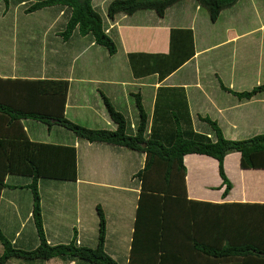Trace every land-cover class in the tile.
I'll use <instances>...</instances> for the list:
<instances>
[{"label":"crops","instance_id":"crops-1","mask_svg":"<svg viewBox=\"0 0 264 264\" xmlns=\"http://www.w3.org/2000/svg\"><path fill=\"white\" fill-rule=\"evenodd\" d=\"M110 2L94 0L93 4L104 13L105 30L117 44L115 54L97 44L92 36L81 35L77 30L65 40L61 32L71 15V10L65 6L31 12L43 11L44 14L39 20L31 19L33 27L24 20L18 31L19 40L13 27L21 17L31 13L25 12V4L19 0H10L8 6L0 0V76L69 80L66 116L90 128H117L105 105L103 95H106L135 132L139 111L134 94H141L146 111V104L151 106L152 111L148 112L151 117L158 87L165 85L185 88L193 126L199 132L214 137L210 125L201 119V116H209L218 122L229 139L264 133V91L252 98H241L229 90L246 91L264 83V0H238L224 9L216 21L211 20L208 9L197 0H181L167 8L164 16L154 9H141L132 14L118 13L113 18L107 16ZM175 27L193 30L194 57L162 81L157 74L135 77L130 53L169 52L171 30ZM13 39L20 42L18 53H27V56L16 54L15 46L11 45ZM22 123L34 141L73 145L77 149V180H41L39 183L48 242L73 241L79 246H96L97 206L100 205L107 220L105 250L115 260L120 258L116 251L120 249L129 251L130 257L141 192V182L135 174L144 167L146 154L120 145L80 139L59 125L49 129L43 123L47 127L43 132L36 120L23 119ZM184 163L187 199L212 203L206 210L196 211V232L201 238L214 242L221 237L219 233L228 237L234 234L236 223L230 219L234 217L237 204H230L264 205V168H243L239 152L229 153L224 159L226 174L233 184L226 196L216 158L189 153L184 156ZM10 176L6 182L17 187H6L1 192L0 226L16 247L32 250L39 244L32 214L33 195L26 187H20L30 181L23 185L10 183ZM188 205L185 201L186 212ZM125 209H130L131 221H127ZM259 209L264 210V207ZM181 210L178 230L190 247L192 241L186 235L188 214L181 215ZM222 214L226 218L219 221ZM112 237L116 238L117 248L109 251ZM2 253L0 242V255ZM231 260L238 262H228V259L216 264L241 263L240 258ZM5 264L94 263L58 256L45 261L16 258Z\"/></svg>","mask_w":264,"mask_h":264},{"label":"trees","instance_id":"trees-1","mask_svg":"<svg viewBox=\"0 0 264 264\" xmlns=\"http://www.w3.org/2000/svg\"><path fill=\"white\" fill-rule=\"evenodd\" d=\"M19 1L26 4L30 0ZM31 1L26 8L28 13L51 6H65L71 10L66 28L61 32L65 40L77 30L81 35L92 36L110 54L117 52V44L106 32L104 19L95 8L94 0ZM179 1L111 0L107 16L113 18L118 13L132 14L141 9H154L160 16H164L167 8ZM197 1L208 9L211 20L216 21L224 9L233 6L238 0ZM9 2L4 0L7 6ZM195 53L193 30L175 27L171 30L169 52H133L129 58L135 77L157 74L162 81L194 57ZM222 87L229 89L224 84ZM229 90L241 98H252L264 91V83L251 90ZM68 92L67 79L0 76V196L4 188L17 187L6 182L8 175L31 178L28 184L20 187H26L32 192V214L39 236L36 248H18L0 226V242L3 245L0 264L16 258L45 261L58 256L94 264H120L105 250L107 220L100 205L97 206L99 232L96 247L79 246L73 241L67 244L48 242L39 183L42 179L77 180V149L73 145L32 141L22 123L23 119L40 121L47 124L49 129L59 125L80 139L120 145L146 154L144 167L135 174L141 182V192L130 264H216L230 258H241L240 264H264V210L259 209L264 205L230 204H237L234 217L230 219L236 223L234 234L228 237L225 233H219L222 238H215L214 242L213 239L207 241L201 238L196 232V211L201 208L206 210V206L212 203L187 199V168L184 163V156L189 153L216 158L225 185L223 195L226 196L233 184L224 168L225 157L229 153L239 152L243 168H264V133L245 139H229L218 122L209 116H201V119L210 125L214 137L199 132L193 126L185 88L165 85L158 87L151 117L145 109L141 94H134L139 111L135 132L129 131L125 115L114 107L106 95H103L104 102L117 128H90L66 116ZM185 201L189 204L187 212L184 211ZM180 210L181 215L185 212L188 214L186 235L192 241L190 247H187L178 230ZM225 218L222 214L218 220Z\"/></svg>","mask_w":264,"mask_h":264},{"label":"rangeland","instance_id":"rangeland-1","mask_svg":"<svg viewBox=\"0 0 264 264\" xmlns=\"http://www.w3.org/2000/svg\"><path fill=\"white\" fill-rule=\"evenodd\" d=\"M23 4H24V2H22ZM32 3V1L30 0L28 3H26L25 5H23V8H25V12H26V8L28 7V6H30V4ZM6 5V4H5ZM42 9H44V8H42ZM41 10V9H40ZM98 11L101 13V15H103L104 13L101 11V10H99L98 9ZM26 13H28V12H26ZM42 14H44V12L43 11H39V12H35V13H31V14H26L27 16H25V17H21V21L19 22V23H16V25H14V27H13V29L14 30H16V35H18V36H16V37H18L19 38V33H18V31L19 30H21V26L23 25V22H24V20H25V22L24 23H27L29 26H31V27H33V26H35V25H31L32 23H33V21H31V19H37V20H39V17L42 15ZM102 17H104V15L102 16ZM27 29H30L29 27H27ZM13 38V37H12ZM19 40H20V38H19ZM11 45L14 47L15 46V52H16V54L17 55H22V56H27V53H24V54H20V52L18 53V48H19V45H20V42H18V39L16 40V41H14V39L12 40V42H11ZM14 50H12L11 51V54L14 52ZM37 55L40 57V54H38L37 53ZM30 56V55H29ZM31 56H33L34 57V55H31ZM20 57V56H19ZM78 59H80L79 57H78ZM81 59H83V58H81ZM263 79H264V74H263ZM147 105V112H151L152 110H151V106L147 103L146 104ZM38 123L37 124H40V126H38V128H42V129H44V128H47L46 127V125H43V123L42 122H40V121H37ZM128 129H129V131L130 132H133V129H131L130 128V124H128ZM43 132H46V129H44V131ZM29 136V135H28ZM30 138V137H29ZM49 139H54L52 136H49L48 137ZM31 139V138H30ZM32 140V139H31ZM32 141H34V140H32ZM43 180V182L45 181V179H42ZM9 181H10V183H16V184H20V185H23L24 183H26V182H28V181H31V178L30 177H27V176H22V175H11L10 176V179H9ZM57 182L58 181H60V180H56ZM134 185V184H133ZM26 190H28V188L26 189ZM29 192H31V190L29 189ZM129 210L130 209H125V216H126V218H127V221H131V219H130V213H129ZM115 241H116V238L115 237H112L111 239H110V242H109V251H112V250H114V249H116L117 248V244L115 243ZM97 246V245H96ZM96 246H92V247H96ZM116 251H118L117 252V256H119L120 258H119V260H117L120 264H130L128 261H127V259H130V257H128L129 256V251L128 252H126V250L125 249H120V251L119 250H116ZM132 252V251H131ZM130 256H131V253H130ZM138 259H139V256H138ZM232 258H230V261H228V262H231V261H233V262H238V260H231ZM239 259V258H238ZM241 259V258H240Z\"/></svg>","mask_w":264,"mask_h":264}]
</instances>
